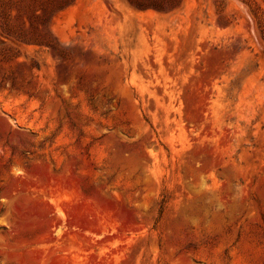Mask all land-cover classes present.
<instances>
[{"label": "rangeland", "instance_id": "rangeland-1", "mask_svg": "<svg viewBox=\"0 0 264 264\" xmlns=\"http://www.w3.org/2000/svg\"><path fill=\"white\" fill-rule=\"evenodd\" d=\"M0 264H264V0H0Z\"/></svg>", "mask_w": 264, "mask_h": 264}]
</instances>
